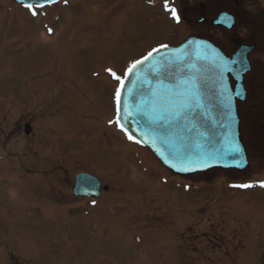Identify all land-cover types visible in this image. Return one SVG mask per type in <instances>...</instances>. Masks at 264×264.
<instances>
[{
	"label": "rangeland",
	"instance_id": "374dc122",
	"mask_svg": "<svg viewBox=\"0 0 264 264\" xmlns=\"http://www.w3.org/2000/svg\"><path fill=\"white\" fill-rule=\"evenodd\" d=\"M145 1L68 0L63 11L47 13L53 21L48 33L46 18L24 14L21 22L2 25L0 137L6 149L0 154L15 157L0 163V213L17 216L24 229L17 243L35 246L51 264H228L223 253L229 260L237 256L229 264H261L264 187L223 188L233 184L229 180L264 181L257 160L246 173L211 170L180 178L108 125L115 82L107 69L123 76L150 46L175 45L189 35L228 55L235 50L222 33L209 36V20H192L204 12L209 18V10L214 16L215 4L179 6L182 22L176 24L161 5ZM247 58L239 129L255 137L264 122V63L255 54ZM25 123L31 136L22 132ZM83 171L109 191L95 200L73 197V176Z\"/></svg>",
	"mask_w": 264,
	"mask_h": 264
},
{
	"label": "water",
	"instance_id": "95a60500",
	"mask_svg": "<svg viewBox=\"0 0 264 264\" xmlns=\"http://www.w3.org/2000/svg\"><path fill=\"white\" fill-rule=\"evenodd\" d=\"M221 20L225 19L216 26ZM236 43L231 56L195 36L176 47L156 48L122 80L117 125L174 173L246 168L236 100H244L242 77L249 70L247 53L253 46ZM100 185L97 178L79 173L73 193L95 196Z\"/></svg>",
	"mask_w": 264,
	"mask_h": 264
},
{
	"label": "flooded vegetation",
	"instance_id": "af4514ba",
	"mask_svg": "<svg viewBox=\"0 0 264 264\" xmlns=\"http://www.w3.org/2000/svg\"><path fill=\"white\" fill-rule=\"evenodd\" d=\"M67 2L68 0H58L55 3H51L41 7H38L35 3H33L32 8L35 9L36 14L35 16L31 17L29 14H27V9H25L24 6L19 1L0 0V19H2L0 30L4 23H12L13 21L21 22L23 20L22 14H24V16H28L30 19L46 18L44 25L46 28L50 29L53 27L52 26L53 21L50 18L51 15L47 16V13L49 14V12H53V9L55 8H59V12L63 11L62 7H64V5L67 4ZM145 2L146 5L148 6L149 5L151 6L153 4L154 5L159 4L162 6L166 3V0H147ZM208 3L209 6L215 4V7L216 6L218 7L216 8L218 9V11L215 13V15L212 16L210 14L211 11L209 10V18L205 16L206 13L204 12L201 15L194 17L192 20L195 21L197 24L206 23L209 20L210 37H214L212 31L213 32L218 31L223 34L222 36L231 40L233 45H234L233 40L237 39L238 37L240 43L245 44L247 46H253L249 54L257 55L258 61L263 64L264 58H262V56H264V0H167V4L174 6L175 8L177 7L176 5H178V10L176 8L177 16L179 17V19L176 20L177 23L182 22L181 21L182 17L179 14L180 12L179 6L203 7ZM17 12H19L21 16L17 14ZM220 13H227L231 15L233 23L230 28H227L225 25L216 26L215 24H213V20ZM183 18H184L183 20H187L189 22V19L187 17L183 16ZM54 19L57 20V17H55ZM48 32L49 31H47V33ZM215 35L217 36V34ZM247 93L248 90H246V95ZM258 128L259 129L255 137L247 134V135H243L244 137L241 135L240 139L243 140V143L247 150L249 163L251 162L252 164H254V161L257 160V168H264V122L263 121L260 122ZM31 130L32 129H30V132L26 134L24 133V128H22V132L25 136L28 135L31 136L32 133ZM0 139L3 140L0 142V149L1 151L4 152V150L6 149V145H5L6 143L2 136L0 137ZM252 148H254V151H252L250 154ZM4 155L6 154L5 153L0 154V162L5 159H9L10 156L15 157V155H10V156L8 155V157H5ZM246 172L247 171L245 170V173ZM249 176L251 175L249 174ZM251 179H253L252 180L253 182L263 180V178L255 179L252 177ZM229 182H233V181L229 180ZM30 188L34 192H37V190L34 189L36 188L35 186L30 185ZM223 188H225L224 185ZM251 188H255L254 185H251ZM39 199H41L43 203L46 201V199H43L41 197H39ZM241 211H238L239 212L238 214H240L241 219L245 220L246 215L243 214ZM17 219H18L17 216L15 215L9 216L5 211L0 213V247L1 246L3 247V249L1 250L3 253L1 257V259L3 260L2 264H26L25 262L33 263V264H49V263L51 264V260L49 259L51 257H49L48 260H45L44 256L36 255L34 253L33 249H35V246L28 245L22 248V246L19 245V243H17L19 234L24 232V229L21 228L20 225L16 223ZM29 231L31 230H26V232ZM251 231H253V229H251L248 225L247 232L249 233V235ZM249 241L251 246H255L254 244L256 243L255 239L253 240L249 239ZM215 246L218 247L219 245L209 243V247H215ZM22 250L26 256H22L21 254ZM228 251L230 250H227V252ZM223 252H221V254ZM215 256L218 257L219 255H215ZM216 257H214V259H216ZM225 257L226 259L224 262L228 264L230 263L231 260L232 263H235L237 259V256H235L231 260H229L230 259L229 255L227 256L223 253L221 259Z\"/></svg>",
	"mask_w": 264,
	"mask_h": 264
},
{
	"label": "snow or ice",
	"instance_id": "6c2138e0",
	"mask_svg": "<svg viewBox=\"0 0 264 264\" xmlns=\"http://www.w3.org/2000/svg\"><path fill=\"white\" fill-rule=\"evenodd\" d=\"M49 2H50V0H49ZM27 7H29V8L31 9V8H32V5L29 4V5H27ZM165 7H166V8L168 7V5H167V0H166V3H165ZM169 10L171 11L172 16L175 17V18L178 20L179 17L177 16V13H176L175 8H170ZM33 14H34V15L36 14L35 11H33ZM161 47H167V46H161ZM155 51H158V49H153L152 52H149L148 55L145 56V57L143 58V60H147L148 57H150V56L153 54V52H155ZM142 62H143V61H141V60H137L134 64H132V65L128 68L127 71H128L129 73H131V72L133 71V69H135L136 65L141 64ZM109 71H111V70H109ZM112 75L115 77V79H117L118 81H121V87H123V82H122V80H121V77L116 76L115 73H112ZM116 99H117V104L119 105V102H120V90H117V93H116ZM118 111H119V109H118ZM116 123L119 124V118L117 119ZM120 126H121V128H122L123 130L127 131V129H124L123 125H120ZM128 138H129V139H134V137H133L130 133H129ZM235 150L238 151L239 149L236 148ZM250 186H251V185H248V184L240 185V187H250ZM261 186H264V182H261Z\"/></svg>",
	"mask_w": 264,
	"mask_h": 264
},
{
	"label": "bare ground",
	"instance_id": "6f19581e",
	"mask_svg": "<svg viewBox=\"0 0 264 264\" xmlns=\"http://www.w3.org/2000/svg\"><path fill=\"white\" fill-rule=\"evenodd\" d=\"M128 146V145H127Z\"/></svg>",
	"mask_w": 264,
	"mask_h": 264
}]
</instances>
